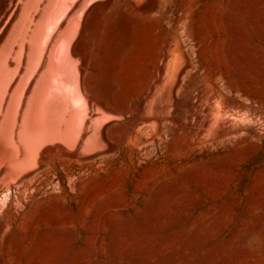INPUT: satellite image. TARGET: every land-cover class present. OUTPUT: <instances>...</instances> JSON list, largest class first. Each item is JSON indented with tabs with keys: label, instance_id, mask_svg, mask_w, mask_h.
Masks as SVG:
<instances>
[{
	"label": "rangeland",
	"instance_id": "rangeland-1",
	"mask_svg": "<svg viewBox=\"0 0 264 264\" xmlns=\"http://www.w3.org/2000/svg\"><path fill=\"white\" fill-rule=\"evenodd\" d=\"M0 264H264V0H0Z\"/></svg>",
	"mask_w": 264,
	"mask_h": 264
},
{
	"label": "bare ground",
	"instance_id": "bare-ground-1",
	"mask_svg": "<svg viewBox=\"0 0 264 264\" xmlns=\"http://www.w3.org/2000/svg\"><path fill=\"white\" fill-rule=\"evenodd\" d=\"M69 33H70V32H69ZM68 38H69V37H68ZM64 43H65V42H64ZM62 54H64V53H62ZM63 57H64V56H63ZM60 58H62V55H61ZM61 60H62V59H61ZM64 61H65V60H64ZM176 61H177V57H176V56H172V57H171V71H172V68H173L174 64L176 63ZM59 63H60V62H59ZM160 68H162V67H160ZM162 69H163V68H162ZM162 69H161V70H162ZM71 70H72V69H71ZM161 70H160V71H161ZM162 71H163V70H162ZM162 71H161V72H162ZM61 72H63V70H62ZM69 72H70V71H69ZM161 72H160V73H161ZM71 73H72V72H71ZM73 73H74V72H73ZM162 73H163V72H162ZM71 76H72V75H71ZM69 79H71V78H69ZM73 80H74V79H73ZM80 80H81V79H80ZM64 81H65V80H64ZM69 81H70V80H69ZM72 82H73V81H72ZM75 83H76V82H75ZM75 83H74V84H75ZM72 84H73V83H72ZM75 86H76V85H75ZM73 87H74V86H73ZM70 88H71V87H70ZM76 88H79V86L76 87ZM76 88H75V91H74L73 89H72V90H73L74 92H76V91H77ZM77 93L80 94V88L78 89V92H76L75 94H77ZM81 93H82V91H81ZM79 94H78V96H80ZM74 97H75V96H74ZM78 98H79V97H76V99H78ZM78 100H79V99H78Z\"/></svg>",
	"mask_w": 264,
	"mask_h": 264
}]
</instances>
